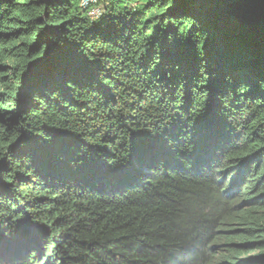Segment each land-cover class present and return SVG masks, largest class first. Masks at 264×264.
Listing matches in <instances>:
<instances>
[{"label": "trees", "instance_id": "obj_1", "mask_svg": "<svg viewBox=\"0 0 264 264\" xmlns=\"http://www.w3.org/2000/svg\"><path fill=\"white\" fill-rule=\"evenodd\" d=\"M0 0V264H264V0Z\"/></svg>", "mask_w": 264, "mask_h": 264}, {"label": "built area", "instance_id": "obj_2", "mask_svg": "<svg viewBox=\"0 0 264 264\" xmlns=\"http://www.w3.org/2000/svg\"><path fill=\"white\" fill-rule=\"evenodd\" d=\"M98 0H82V4L89 5V15L91 17H98L101 14V7L96 5Z\"/></svg>", "mask_w": 264, "mask_h": 264}]
</instances>
